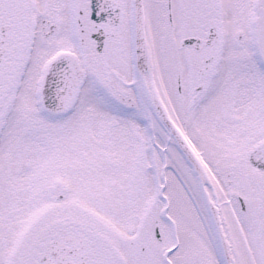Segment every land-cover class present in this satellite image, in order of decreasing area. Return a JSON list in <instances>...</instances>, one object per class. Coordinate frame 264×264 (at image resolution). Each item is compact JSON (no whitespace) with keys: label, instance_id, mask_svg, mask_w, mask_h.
Segmentation results:
<instances>
[{"label":"snow or ice","instance_id":"snow-or-ice-1","mask_svg":"<svg viewBox=\"0 0 264 264\" xmlns=\"http://www.w3.org/2000/svg\"><path fill=\"white\" fill-rule=\"evenodd\" d=\"M0 264H264V0H0Z\"/></svg>","mask_w":264,"mask_h":264}]
</instances>
